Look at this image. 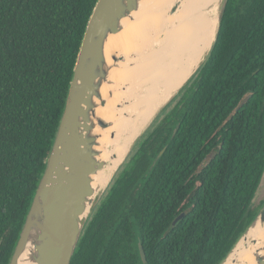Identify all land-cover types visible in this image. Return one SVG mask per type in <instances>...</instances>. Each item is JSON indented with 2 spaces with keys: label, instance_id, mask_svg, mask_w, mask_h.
<instances>
[{
  "label": "trees",
  "instance_id": "obj_1",
  "mask_svg": "<svg viewBox=\"0 0 264 264\" xmlns=\"http://www.w3.org/2000/svg\"><path fill=\"white\" fill-rule=\"evenodd\" d=\"M96 1L0 0V264L45 170ZM154 120L71 264H143L138 244L145 264H220L248 227L264 203V0L227 1L205 61Z\"/></svg>",
  "mask_w": 264,
  "mask_h": 264
},
{
  "label": "water",
  "instance_id": "obj_2",
  "mask_svg": "<svg viewBox=\"0 0 264 264\" xmlns=\"http://www.w3.org/2000/svg\"><path fill=\"white\" fill-rule=\"evenodd\" d=\"M147 1H96L77 53L64 110L45 170L8 264H71L82 232L95 207L132 150L133 147L108 183L102 187L97 185L96 177L106 165L102 158L106 147L104 137L113 135L110 131L113 118L105 115L104 110L120 109L122 104L113 103L112 100L118 90H125L124 86H118L114 72L124 66L131 67L138 53L142 55L149 50L148 46L142 50L131 46V51H128L123 32L136 21L137 14ZM227 1L220 0L218 3L215 35L201 64L217 38ZM148 36L155 40L156 33L149 31ZM152 44H156L155 47L158 45L155 41ZM163 152L164 149L157 155L153 165ZM181 219L178 217L175 223ZM258 228L261 234L250 238L251 244L255 246L251 260L239 264H264V203L220 264H225L247 240L249 233ZM137 249L140 261L145 264V254L140 244Z\"/></svg>",
  "mask_w": 264,
  "mask_h": 264
},
{
  "label": "bare ground",
  "instance_id": "obj_3",
  "mask_svg": "<svg viewBox=\"0 0 264 264\" xmlns=\"http://www.w3.org/2000/svg\"><path fill=\"white\" fill-rule=\"evenodd\" d=\"M219 1L149 0L136 21L124 30L128 51L131 46L139 50L148 46L149 50L142 55L137 52L131 67L114 72L118 86H124L125 90H118L112 100L122 104L120 109L104 110L105 115L113 118L110 127L113 135L104 137L102 158L106 165L96 177L97 185L108 183L136 139L198 70L213 42ZM171 11L176 12L170 14ZM149 31L156 33L155 40L148 36ZM154 41L158 43L156 47ZM260 234V228L251 231L225 264L250 261L255 248L250 238Z\"/></svg>",
  "mask_w": 264,
  "mask_h": 264
},
{
  "label": "rangeland",
  "instance_id": "obj_4",
  "mask_svg": "<svg viewBox=\"0 0 264 264\" xmlns=\"http://www.w3.org/2000/svg\"><path fill=\"white\" fill-rule=\"evenodd\" d=\"M173 9H176V7H174ZM176 11H177V9H176ZM175 11V12H176ZM175 12H170V14H174ZM174 97V96H173ZM173 98H171L167 103H169L171 100H172ZM162 111V109L158 112V114L160 113ZM158 114H157V116H158ZM139 138V137H138ZM138 138L136 139V141L138 140ZM135 141V142H136ZM135 142H134V144H135ZM133 144V145H134ZM133 147V146H132ZM131 147V148H132ZM131 150V149H130ZM264 191V172H263V176H262V179H261V183H260V186H259V189H258V191H257V194H256V197H258L262 192Z\"/></svg>",
  "mask_w": 264,
  "mask_h": 264
}]
</instances>
